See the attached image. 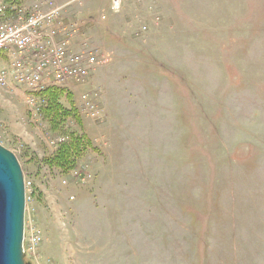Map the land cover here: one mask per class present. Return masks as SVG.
I'll return each mask as SVG.
<instances>
[{
	"label": "rangeland",
	"instance_id": "obj_1",
	"mask_svg": "<svg viewBox=\"0 0 264 264\" xmlns=\"http://www.w3.org/2000/svg\"><path fill=\"white\" fill-rule=\"evenodd\" d=\"M39 1L105 60L66 89L75 119L0 89L24 264H264V0ZM72 135L64 171L48 159Z\"/></svg>",
	"mask_w": 264,
	"mask_h": 264
},
{
	"label": "built area",
	"instance_id": "obj_2",
	"mask_svg": "<svg viewBox=\"0 0 264 264\" xmlns=\"http://www.w3.org/2000/svg\"><path fill=\"white\" fill-rule=\"evenodd\" d=\"M23 2L12 7L0 0V89H19L26 106L39 113L44 91L85 83L105 57L85 41L76 43L77 29L63 26L66 6ZM81 101L96 115L86 95Z\"/></svg>",
	"mask_w": 264,
	"mask_h": 264
},
{
	"label": "water",
	"instance_id": "obj_3",
	"mask_svg": "<svg viewBox=\"0 0 264 264\" xmlns=\"http://www.w3.org/2000/svg\"><path fill=\"white\" fill-rule=\"evenodd\" d=\"M24 181L16 157L0 146V264H24Z\"/></svg>",
	"mask_w": 264,
	"mask_h": 264
},
{
	"label": "trees",
	"instance_id": "obj_4",
	"mask_svg": "<svg viewBox=\"0 0 264 264\" xmlns=\"http://www.w3.org/2000/svg\"><path fill=\"white\" fill-rule=\"evenodd\" d=\"M3 1L12 7H17L23 2V0ZM42 98L44 105L41 107L39 115L47 117L50 123L65 120V118H69L71 115L73 116V119H75L76 110L71 106L69 109H66L61 104L62 98H66L68 101L70 100L69 93L66 95L63 89H48L42 93ZM68 140V142L59 145V149L53 159H48L49 162H53L64 171L69 170L70 166H73L77 157L82 153L84 144L86 145L88 142L84 136L78 138L72 135Z\"/></svg>",
	"mask_w": 264,
	"mask_h": 264
}]
</instances>
